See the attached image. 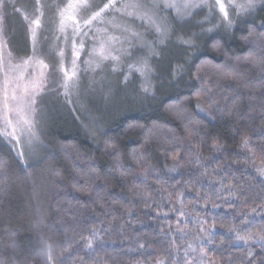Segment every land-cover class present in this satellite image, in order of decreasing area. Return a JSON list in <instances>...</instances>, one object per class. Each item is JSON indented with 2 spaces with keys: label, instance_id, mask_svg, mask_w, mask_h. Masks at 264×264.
Listing matches in <instances>:
<instances>
[{
  "label": "snow or ice",
  "instance_id": "6c2138e0",
  "mask_svg": "<svg viewBox=\"0 0 264 264\" xmlns=\"http://www.w3.org/2000/svg\"><path fill=\"white\" fill-rule=\"evenodd\" d=\"M47 7L54 10L51 30L44 27L45 5L41 0H35L31 15L17 7L15 0H0V152L5 153L0 155V184L7 186L12 174L10 161L22 166L21 171L26 176L31 175L30 161L39 157L45 147L46 97H62L64 104H78L83 108L82 92H98L106 106H116L120 101L119 93L130 84L138 82L134 91L137 98L154 99L165 79L172 86L187 74L191 82L189 92L177 93L164 105L166 112L181 121L183 136L168 129V135L161 139L158 135L161 126L156 122L146 126L130 121L123 131L138 130L141 142L124 151L98 117L90 116L84 127L94 142L99 143L103 138L104 154L110 157L113 170L123 179L132 177L135 198L144 200L146 206H149L148 199L155 201L147 183L153 176L160 186L156 191L161 201L172 205L169 211L176 214V223H169L168 230L161 228L160 232L165 236L173 231L179 233V242L172 238L163 253L156 249L152 264H257L252 246L264 250V196L259 203L253 201L255 206L249 205L241 185L231 181L230 171L220 175L222 166H206L209 160L216 159V154L226 151L223 137L209 136L207 126L209 122L234 115L239 123L243 118L238 111L240 89L250 92L259 89L260 106L264 111V18L258 23L252 20L246 30L240 32L239 40L248 46L245 54L230 55L223 40L225 35L234 36L236 29L248 18L255 17L258 10L264 12V0H52ZM15 13L22 15L26 29L22 39L13 41L6 19ZM203 45L222 55L224 60L217 63L205 57L192 64L190 53ZM172 46L187 54L182 62L168 58L165 77L158 73L157 66L163 63ZM15 50L25 54L18 56ZM241 64L251 65L255 75H245L250 70H241ZM229 94L230 104L227 103ZM233 127L240 149L235 155H243L242 160L234 162L264 178V127L257 133L259 143L239 127ZM154 145L160 153L156 163L151 162ZM205 146L213 156L203 155ZM69 149H74V168L78 167L77 161L91 155L82 153L74 145H61L65 156L73 155ZM51 172L58 180H67L75 191L87 193L90 199L94 195V202L104 199L101 193L108 195L105 189L110 181L96 172L93 163H88L86 169L77 171L71 179L64 177L59 169L52 168ZM164 174L169 179L173 178L172 174L180 176L170 186L171 190L166 187ZM225 177H229L227 183ZM101 179L104 183L98 185L96 181ZM261 185L264 192V179ZM33 196L38 202L34 227L39 229L43 223L39 191L34 190ZM133 202L125 204L113 200L128 216L133 214L130 206ZM224 205H227L224 214L210 211L201 214L197 210L209 206L212 210L222 209ZM160 206L157 203V207ZM116 219L114 215L113 220ZM119 227L123 229L124 225ZM112 228V221L108 222V228L89 226L88 235H80L83 247L94 250L101 232ZM68 230L64 227L65 232ZM218 230H223V235ZM225 237L230 246L243 243L246 251L242 257L234 258L229 254L225 258L223 252L217 256L215 249L208 247L220 248ZM42 243L40 255L44 264H63L60 257L72 248L69 244L57 252L54 244L43 240ZM182 244L186 247L182 258L177 259ZM138 247L143 249L146 244L138 242ZM147 247L153 246L149 243ZM258 262L264 264V256L259 257ZM0 264L15 262L0 258ZM134 264L145 262L135 261Z\"/></svg>",
  "mask_w": 264,
  "mask_h": 264
},
{
  "label": "trees",
  "instance_id": "16d2710c",
  "mask_svg": "<svg viewBox=\"0 0 264 264\" xmlns=\"http://www.w3.org/2000/svg\"><path fill=\"white\" fill-rule=\"evenodd\" d=\"M17 18L19 20L18 16ZM261 18H264V12L258 10L255 17L248 18L236 29L234 36L225 35L223 37L230 55L246 53L248 46L239 40V34L242 30H246L247 24L252 20L258 23ZM20 24L22 23L20 22ZM15 54L23 55L25 53L15 50ZM186 54L175 46L169 48L165 60L157 66L158 73H163L166 77L168 58L172 57L182 62V57ZM190 55L192 64L205 57L213 59L217 63L224 60L222 55L207 49L206 45H203L200 50L190 53ZM240 67L241 70L245 68L250 70L245 75H255L254 71H251V65L241 64ZM190 86L191 82L188 80V75L185 74L182 80L172 86H169L167 79H165L164 86L159 88L154 99H143L142 103H137L135 106L124 105L112 113L90 110L88 116L79 113L53 116L44 131L45 147L41 150L39 157L30 161L32 167L28 171L31 175L26 176L25 172L21 171L22 166L10 161L12 174L7 186L0 184V258L14 261L15 264H44L43 257L40 255L43 240L54 244L57 252L72 244L69 253L60 257L63 264H105V262L106 264H134L135 261L152 264L156 249L163 253L164 248L167 247L172 238H176L179 242V233L173 231L170 236H165L160 232L161 228L167 231L169 223L175 225L176 214L169 211L172 206L170 203L161 201L160 194L156 191L160 186L155 182V177L150 176L147 181L150 186L148 191L152 193L155 201L148 199L147 205L149 206H146L144 200L134 197L132 177L123 179L118 171L113 170L110 157L104 154L103 138L100 139L99 143L94 142L84 125L90 116L98 117L108 134L116 139L124 151L138 146L141 142L138 130L127 133L123 131L130 121H138L146 126H151L153 122H156L161 126L158 133L161 139L168 135V129H174L178 135L183 136L184 129L181 121L166 112L164 105L177 93L187 94ZM240 91L242 96L238 100V111L243 118L239 119V123L237 124L235 115L232 117L224 116L218 121L208 123L207 132L209 136L219 135L223 137L226 142V151L216 154V159L209 160L206 166L211 168H217L218 165L222 166L223 170L220 175L230 171L231 181L241 185L244 190L243 194L247 197V203L255 206L253 201L259 203L261 196H264V192L261 191V180L264 178L257 176L253 169L234 162L242 160L243 155H235L240 152V149L238 147L239 137L234 135L233 126L239 127L242 132L250 135L253 141L259 143L257 133L264 127V111L260 106L261 92L259 89L251 92L248 89H240ZM250 97L255 98L251 99ZM231 102L232 97L229 94L227 103L230 104ZM210 143L211 140L209 139L208 144ZM61 145H74L82 153H90L91 155L77 161L78 167L74 168V149H69L73 155L65 156L64 152L61 151ZM202 151L205 157L213 156L207 146ZM0 155H5V153L0 152ZM159 156L160 153L156 151L154 145L151 162L156 163V157ZM88 163H93L96 172L101 177L106 176L110 181L105 189L108 195L101 193L104 199L100 202H94V195L90 199L87 193L75 191L67 183V180H58L51 172L52 168L59 169L64 177L71 179L77 171L86 169ZM159 166L163 167L162 164ZM172 176L173 178L169 179L168 175L164 174V179L167 180L166 187H169V190H171L170 186L175 183V180L180 179L177 174H172ZM185 178H187V173H185ZM228 181L229 177H225V182ZM81 183H83L82 180ZM96 183L103 185L104 181L101 179ZM34 190L39 191V211L43 218V223L39 229L34 227L38 206V202L33 196ZM113 200L123 201L125 204L130 200L134 201L130 205L133 211L132 216H128L119 204L113 203ZM157 203L161 205L159 208ZM101 204L104 207H101ZM189 210H191V206H189ZM197 210L201 214L208 211L214 214H224L227 211V205H224L222 209L212 210L209 206L208 209ZM165 212L168 213L167 216L163 214ZM114 215L117 217L116 220H113ZM109 221H112V230L101 232V238L95 242L94 250L85 249L83 247L84 241L80 239V235H88L89 226L108 228ZM237 222H239V217ZM119 225H124V228L121 229ZM189 226L191 227V225ZM64 227H68L69 230L65 232ZM218 231L220 235H223V230ZM138 242L145 243L146 247L139 248ZM149 243L152 244V248L147 247ZM185 247L186 244L181 245L177 259L182 258ZM208 247L215 249L217 256L223 252L225 258L229 254L234 258L242 257L246 251L242 242L230 246L228 237H225V243L220 248H215V245H208ZM252 248L255 254L253 258L257 259V264H259L258 258L264 256V250L255 245ZM225 249L228 250L225 251ZM79 257L84 258L83 262L80 261Z\"/></svg>",
  "mask_w": 264,
  "mask_h": 264
},
{
  "label": "rangeland",
  "instance_id": "374dc122",
  "mask_svg": "<svg viewBox=\"0 0 264 264\" xmlns=\"http://www.w3.org/2000/svg\"><path fill=\"white\" fill-rule=\"evenodd\" d=\"M41 2L45 5L44 8L45 16L43 20L44 27L51 30L54 28V23H53L54 10L47 7V5L50 4L52 0H41ZM15 3L17 7L22 8V10L27 12L29 15L33 14L35 9V0H15ZM9 12H11V9H9ZM17 16L19 17L20 21L18 20ZM6 20L8 22V23L6 22L7 30L12 40L16 41L22 39L26 29V24L25 21L23 20L22 15L19 13L10 14ZM20 22L22 24H20ZM44 51L47 52L46 46L44 48ZM84 83L86 85L87 81L85 80ZM137 87H138V82L134 84H130L127 89L121 90V92L119 93L120 101L116 106H106L98 92L97 93L82 92L80 99L81 102L84 104L83 108H81L80 105L78 104H73V105L64 104L62 97L57 98L55 96H48L45 98V104H44V119L46 120V127L44 128V131L48 127L53 116H55L56 114L60 116H65V114L75 115V113H79L80 115L85 114L86 116H88L91 111L96 112L98 110L106 111L107 113L110 112L112 113L114 112V110H116L121 106L124 105L135 106L137 105V103H142L143 99H139L136 96H134V91L136 90Z\"/></svg>",
  "mask_w": 264,
  "mask_h": 264
}]
</instances>
